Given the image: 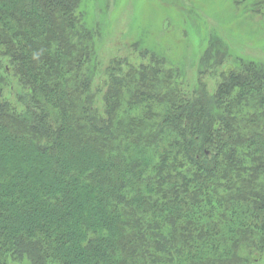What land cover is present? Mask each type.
Returning <instances> with one entry per match:
<instances>
[{
  "label": "trees",
  "instance_id": "obj_1",
  "mask_svg": "<svg viewBox=\"0 0 264 264\" xmlns=\"http://www.w3.org/2000/svg\"><path fill=\"white\" fill-rule=\"evenodd\" d=\"M80 3L0 0V61L24 106L0 101V264H253L264 65L242 62L216 92L189 95L163 56L120 59L101 108L98 29ZM227 55L211 38L204 69Z\"/></svg>",
  "mask_w": 264,
  "mask_h": 264
},
{
  "label": "rangeland",
  "instance_id": "obj_2",
  "mask_svg": "<svg viewBox=\"0 0 264 264\" xmlns=\"http://www.w3.org/2000/svg\"><path fill=\"white\" fill-rule=\"evenodd\" d=\"M80 10L86 24L98 29V66L91 84L101 108L108 70L120 59L140 64L149 63L153 53L163 56L164 67L179 69L177 81L189 95L202 84L216 92L223 71L238 69L242 62L264 65V0H81ZM213 37L227 44L228 55L221 65L204 69L202 57ZM7 64L3 57L0 101L9 100L22 110L18 100L22 90ZM253 264H264V252L255 253Z\"/></svg>",
  "mask_w": 264,
  "mask_h": 264
}]
</instances>
